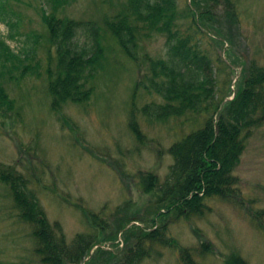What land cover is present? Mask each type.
Returning a JSON list of instances; mask_svg holds the SVG:
<instances>
[{"label":"rangeland","instance_id":"obj_1","mask_svg":"<svg viewBox=\"0 0 264 264\" xmlns=\"http://www.w3.org/2000/svg\"><path fill=\"white\" fill-rule=\"evenodd\" d=\"M104 1L72 0L65 11L86 29L88 23L101 22L106 13L116 12L126 2L114 1L112 8ZM232 1L235 20L227 7L200 1L197 8L206 13L201 32L196 33L187 16L191 0H178L179 26L210 58L218 94L225 101L233 98L252 62L264 67V0ZM41 6L40 0H10L6 8L17 25L11 29L0 20V39L6 43L0 48L9 47L22 56L8 61L6 50L8 59L0 60V89L7 96L0 99V162L30 181L49 221L60 224L69 241L94 230L85 209L97 215L94 220L104 227L100 238L114 239L104 247L122 249L121 225L150 227L154 217L155 200L142 192L141 175L154 173L164 182L173 164L169 148L200 119L146 117V105L163 103L158 95L138 88L146 67L137 68L112 41L107 45L103 39L108 50L89 102L68 101L57 107L48 88V70L57 68L56 54L47 44L37 43V35L45 32ZM3 15L0 10V18ZM76 41L82 48H91L82 29ZM142 47L140 58L144 53L156 59L167 56L164 37L155 36ZM132 120L138 122L145 142L134 135ZM235 175L240 181L237 199H207L202 213L169 223L170 236L194 250L196 264H229L233 258L264 264V124L249 139ZM13 207L8 188L0 183V264H37L31 228L16 222ZM202 243L209 249H203ZM144 264L182 262L179 251L160 247Z\"/></svg>","mask_w":264,"mask_h":264},{"label":"trees","instance_id":"obj_2","mask_svg":"<svg viewBox=\"0 0 264 264\" xmlns=\"http://www.w3.org/2000/svg\"><path fill=\"white\" fill-rule=\"evenodd\" d=\"M9 1L0 0V10L4 12L0 20L13 29L17 23L6 8ZM40 1L45 32L37 35V43L47 44L56 54L57 68L48 70V88L57 107L68 101L89 102L94 91L92 84L103 69L108 50L103 41L107 45L112 41L137 68L146 67L138 88L143 87L163 100L160 104L146 105V117L156 121L187 117V121L200 119V124L169 148L173 164L164 182L154 173L141 175L142 192L155 200L154 217L150 227L133 224L126 229L127 225H121L125 246L120 249L114 244L117 250L104 247L106 241L114 239L100 238L104 227L94 220L97 215L85 209L86 216L93 220L94 230L69 241L60 224L49 221L39 198L30 189V181L27 183L23 175L0 162V183L11 194L16 222L31 228L37 264H97L99 260H105L104 264H144L160 247L179 251L182 264H196L194 250L181 246L170 236L169 223L174 218L189 220L202 213L207 199L238 198L240 181L235 171L249 139L264 124V67L252 62L244 70L233 98L225 101L218 94L210 58L191 33L183 32L179 26L178 0H126L116 12L109 9L111 13H106L101 22H90L86 29L82 28L83 23L66 14L72 0ZM114 1L120 0L103 3L114 8ZM200 1L223 5L229 9L230 18L236 19L232 0H191L196 11L188 6L187 16L191 20L190 29L196 33L201 32L206 13L197 8ZM81 29L92 42L91 48L78 45L76 39ZM155 36L166 39V58H152L147 53L140 58L139 53L144 51L142 44ZM0 44L6 43L0 39ZM8 48H0V60L21 59V53ZM2 98L6 100L7 96L0 89ZM138 125L136 120L131 121L137 140L145 142ZM195 234L200 239L201 233L196 230ZM202 247L209 249L204 243ZM229 264L245 263L233 258Z\"/></svg>","mask_w":264,"mask_h":264}]
</instances>
